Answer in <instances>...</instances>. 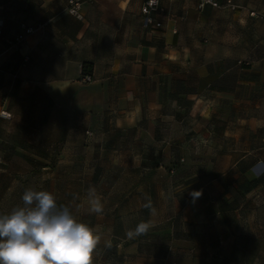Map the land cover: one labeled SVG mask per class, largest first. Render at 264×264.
I'll return each mask as SVG.
<instances>
[{"label": "crops", "instance_id": "crops-1", "mask_svg": "<svg viewBox=\"0 0 264 264\" xmlns=\"http://www.w3.org/2000/svg\"><path fill=\"white\" fill-rule=\"evenodd\" d=\"M145 1L0 0V189L80 190L113 264H264V0Z\"/></svg>", "mask_w": 264, "mask_h": 264}, {"label": "clouds", "instance_id": "clouds-1", "mask_svg": "<svg viewBox=\"0 0 264 264\" xmlns=\"http://www.w3.org/2000/svg\"><path fill=\"white\" fill-rule=\"evenodd\" d=\"M88 195L98 199L94 189ZM201 195L192 191L193 203ZM22 201L23 206L0 215V264H92L100 237L68 206L58 205L52 193L32 188L24 191ZM146 228L140 225L137 233Z\"/></svg>", "mask_w": 264, "mask_h": 264}, {"label": "rangeland", "instance_id": "rangeland-1", "mask_svg": "<svg viewBox=\"0 0 264 264\" xmlns=\"http://www.w3.org/2000/svg\"><path fill=\"white\" fill-rule=\"evenodd\" d=\"M182 159H184V160L190 159L189 164H199V163H201V161H204L206 159L213 160V161L220 160L221 164H224V165H226L228 163L225 158H206L205 159V158H198V157H196V158L178 157V158H176V161L174 164H177V165L178 164H186L187 162L181 163ZM46 175L47 174H39V173L34 174L31 178V183H30L31 187H21V185L15 184V186H13L10 189H0V215L10 214L14 208L19 207V206H23L22 195H23L24 191L28 188H32V189L37 190V191L46 190V191L52 193L55 196L56 202L58 205H66L71 209V211L73 213L78 214L77 212H79L78 209L80 208V206H78L79 205L78 200L73 199L72 196H73V194L75 195L76 193L79 194L80 190L68 189V188L45 189L43 187H40L42 185V182H43ZM65 175H66V178H68L71 175L73 177V174H65ZM48 176L50 177L51 175L49 174ZM95 191L97 193L102 194L105 191V189L103 190L102 188H96ZM120 191H122V190H120ZM178 191H180V190H178ZM179 196H183V194H179ZM165 197L167 198V194L165 195ZM136 205H138V204H137V199L135 198L130 205L121 206L120 209L122 210V212H125L126 210L135 209ZM168 207L171 211L172 205L170 204V206H168ZM124 224H125V227L130 228V227L134 226L135 223L132 221H130V222L125 221ZM107 256H109V255H107ZM111 257H112V255L109 257H104V255L102 256L101 253L97 252L96 254H94L92 256V260L93 259L95 260L97 258V260L101 259L102 261H105V263H107V264H113L112 259H114V258L113 257L111 258Z\"/></svg>", "mask_w": 264, "mask_h": 264}, {"label": "built area", "instance_id": "built-area-1", "mask_svg": "<svg viewBox=\"0 0 264 264\" xmlns=\"http://www.w3.org/2000/svg\"><path fill=\"white\" fill-rule=\"evenodd\" d=\"M84 0H67V12L78 19L82 18L81 11L83 7ZM207 5H210L214 8H222V6L214 1V0H200L199 3V9L205 8ZM227 6L235 9L236 6L232 4V2L228 1ZM142 12L144 15V27L150 28L151 26L155 27H161L162 24L159 22H155L153 15L155 13H161L163 12V9L161 7V0H146ZM1 25L0 23V34H1ZM34 33V28L22 26V30L19 34H17L14 38L7 40V43L10 48L12 49H18L19 46L26 40V38ZM93 78L90 74H86L83 77L84 82H92ZM9 118V115L5 111H0V119H7Z\"/></svg>", "mask_w": 264, "mask_h": 264}, {"label": "trees", "instance_id": "trees-1", "mask_svg": "<svg viewBox=\"0 0 264 264\" xmlns=\"http://www.w3.org/2000/svg\"><path fill=\"white\" fill-rule=\"evenodd\" d=\"M92 65L91 64H85L83 69V74H91Z\"/></svg>", "mask_w": 264, "mask_h": 264}]
</instances>
